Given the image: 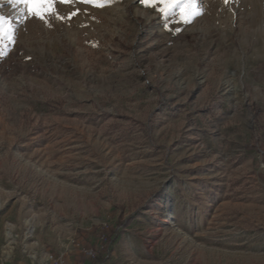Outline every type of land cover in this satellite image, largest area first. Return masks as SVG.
<instances>
[{
  "label": "rangeland",
  "instance_id": "1",
  "mask_svg": "<svg viewBox=\"0 0 264 264\" xmlns=\"http://www.w3.org/2000/svg\"><path fill=\"white\" fill-rule=\"evenodd\" d=\"M196 4L190 23L142 0L17 23L0 264H264V0Z\"/></svg>",
  "mask_w": 264,
  "mask_h": 264
},
{
  "label": "snow or ice",
  "instance_id": "2",
  "mask_svg": "<svg viewBox=\"0 0 264 264\" xmlns=\"http://www.w3.org/2000/svg\"><path fill=\"white\" fill-rule=\"evenodd\" d=\"M58 2L71 3L72 0H0V48L15 43L17 23L28 18L34 17L47 22L49 16L55 14L57 18L65 19L56 12L55 5ZM83 2L102 7L107 0H83ZM227 2L228 0H225V3ZM142 3L153 8L159 7L160 13L165 16L173 9L179 8V16L184 23H190L196 15L202 14L196 0H142ZM5 7L10 8L11 12H4ZM70 18L71 16L68 17ZM4 54L0 52V56Z\"/></svg>",
  "mask_w": 264,
  "mask_h": 264
},
{
  "label": "built area",
  "instance_id": "3",
  "mask_svg": "<svg viewBox=\"0 0 264 264\" xmlns=\"http://www.w3.org/2000/svg\"><path fill=\"white\" fill-rule=\"evenodd\" d=\"M86 255L89 257V258H94V252L90 249L86 252Z\"/></svg>",
  "mask_w": 264,
  "mask_h": 264
}]
</instances>
